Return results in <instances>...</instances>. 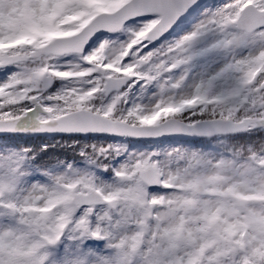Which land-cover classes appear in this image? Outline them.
<instances>
[{
    "label": "snow or ice",
    "instance_id": "obj_1",
    "mask_svg": "<svg viewBox=\"0 0 264 264\" xmlns=\"http://www.w3.org/2000/svg\"><path fill=\"white\" fill-rule=\"evenodd\" d=\"M0 73V264H264V0H0Z\"/></svg>",
    "mask_w": 264,
    "mask_h": 264
},
{
    "label": "rangeland",
    "instance_id": "obj_2",
    "mask_svg": "<svg viewBox=\"0 0 264 264\" xmlns=\"http://www.w3.org/2000/svg\"><path fill=\"white\" fill-rule=\"evenodd\" d=\"M103 37H101L100 39H103ZM121 40L124 39L123 36L120 37ZM99 41H97L98 43ZM95 46V45H94ZM3 78V73H0V79ZM60 86L59 82H57V84H55L53 87L54 89L55 88H58ZM105 139H113V137H106ZM164 142L161 141V142H133L131 144L132 147H135V148H139V149H143V148H146V147H159L163 144Z\"/></svg>",
    "mask_w": 264,
    "mask_h": 264
},
{
    "label": "trees",
    "instance_id": "obj_3",
    "mask_svg": "<svg viewBox=\"0 0 264 264\" xmlns=\"http://www.w3.org/2000/svg\"><path fill=\"white\" fill-rule=\"evenodd\" d=\"M39 145H40V144H37L36 146L38 147ZM49 151L52 152V149H49ZM55 151H57V152H55V153H60V154H62V155L64 154V151H63L62 153L60 152V150H59V151H58V150H55Z\"/></svg>",
    "mask_w": 264,
    "mask_h": 264
},
{
    "label": "water",
    "instance_id": "obj_4",
    "mask_svg": "<svg viewBox=\"0 0 264 264\" xmlns=\"http://www.w3.org/2000/svg\"><path fill=\"white\" fill-rule=\"evenodd\" d=\"M99 34V33H98Z\"/></svg>",
    "mask_w": 264,
    "mask_h": 264
}]
</instances>
